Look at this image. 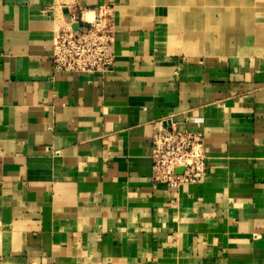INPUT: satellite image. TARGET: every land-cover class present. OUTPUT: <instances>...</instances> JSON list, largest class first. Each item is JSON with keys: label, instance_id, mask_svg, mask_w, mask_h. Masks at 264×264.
Masks as SVG:
<instances>
[{"label": "crops", "instance_id": "0c3cea01", "mask_svg": "<svg viewBox=\"0 0 264 264\" xmlns=\"http://www.w3.org/2000/svg\"><path fill=\"white\" fill-rule=\"evenodd\" d=\"M258 2L224 26L239 50L188 56L159 36L169 0H0V264H264ZM182 3L175 31L200 29ZM102 6L112 67L53 75L54 31ZM167 119L202 131L200 182L151 181L152 133Z\"/></svg>", "mask_w": 264, "mask_h": 264}, {"label": "built area", "instance_id": "2783aa9c", "mask_svg": "<svg viewBox=\"0 0 264 264\" xmlns=\"http://www.w3.org/2000/svg\"><path fill=\"white\" fill-rule=\"evenodd\" d=\"M110 7L102 6L88 21L84 17L77 29L70 24L54 31L51 69L56 73H105L114 61V26ZM193 123H201L195 116ZM151 181L169 188L200 182L205 174L204 136L193 128H179L171 119L158 121L152 133ZM180 170V171H179Z\"/></svg>", "mask_w": 264, "mask_h": 264}, {"label": "rangeland", "instance_id": "374dc122", "mask_svg": "<svg viewBox=\"0 0 264 264\" xmlns=\"http://www.w3.org/2000/svg\"><path fill=\"white\" fill-rule=\"evenodd\" d=\"M182 2V9L185 11H190L183 13V17H191L192 20L197 23L196 25L201 26V30H195L198 32L199 36H205L210 32H213V35L215 33L214 36H216V31H212L213 27L210 29L212 25H216L218 30H223L225 25L235 27L234 30H236L238 27L240 28L243 24V20L247 17V15L244 13L246 10L244 7L260 4L258 0H182ZM192 10H196L197 13L191 15ZM161 23H163L162 20L157 17L159 36H162V38L168 42L169 45H171V50L176 53L184 52V54L188 56L195 54H227L229 52L228 48L230 41H234L233 43L237 46V50L242 47V38H238L240 35L234 32L231 36L227 37V40L224 39L220 45H218L221 47L220 49H215L212 46L202 42L200 45H198V47H200L202 50L199 48L198 52L193 54L186 49V44L182 43L183 40L180 41L175 39L176 36L173 35V33L169 31L168 28L166 30L162 29ZM191 25L195 26L194 24ZM236 51H234V53H238Z\"/></svg>", "mask_w": 264, "mask_h": 264}, {"label": "bare ground", "instance_id": "6f19581e", "mask_svg": "<svg viewBox=\"0 0 264 264\" xmlns=\"http://www.w3.org/2000/svg\"><path fill=\"white\" fill-rule=\"evenodd\" d=\"M175 1L176 0H169V4H170L168 6L169 7V10H168L169 13L165 19H166L167 25L168 26L171 25L168 28L169 31H171L173 33V35L176 36L175 39L180 40V41L183 40L182 43L186 44V47H187L186 49L189 50L190 53L194 54L195 52H198V50L200 48V47H198V45H200L202 42L207 44V45L212 46L215 49H220L221 47L218 45H220V43L224 39L227 40V37L232 35L228 30L226 31L224 29L223 30H217L218 32H217L216 36H214L212 34L213 32H210L209 34H206L205 36H199L198 32H196L194 28H190V27H186V28L184 27V29L180 30V32L175 31L176 28H175L174 24L178 23V20L176 19L175 15L171 11L172 9H174L173 4L175 3ZM85 18L88 21L92 20L93 14L91 12L87 13ZM179 22H181V21H179Z\"/></svg>", "mask_w": 264, "mask_h": 264}, {"label": "water", "instance_id": "95a60500", "mask_svg": "<svg viewBox=\"0 0 264 264\" xmlns=\"http://www.w3.org/2000/svg\"><path fill=\"white\" fill-rule=\"evenodd\" d=\"M77 26H78L77 23H74V25H72V28L77 29Z\"/></svg>", "mask_w": 264, "mask_h": 264}]
</instances>
